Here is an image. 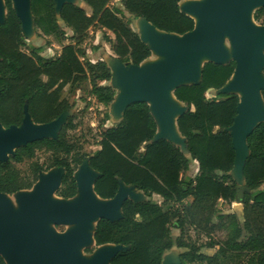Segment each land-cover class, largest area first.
<instances>
[{"label": "trees", "instance_id": "1", "mask_svg": "<svg viewBox=\"0 0 264 264\" xmlns=\"http://www.w3.org/2000/svg\"><path fill=\"white\" fill-rule=\"evenodd\" d=\"M80 1L90 12L67 3L59 14L75 43L63 46L55 58H44L42 47L23 50L21 22L12 1L5 0L7 16L0 24V122L4 128L20 126L26 107L36 124L49 123L70 111L69 101L62 97L70 85L89 82L90 94L98 104L108 107L114 101L115 90L102 84L112 77L107 63L83 59L85 51L80 47L91 28L99 27L113 35L104 40L122 63L140 65L152 52L123 19L125 13L144 18L167 33L184 35L195 27L194 19L180 10L182 0H120L115 8L109 6L110 0ZM37 2L44 4L52 30H59L55 1L32 0L35 17ZM253 18L264 25V7L256 10ZM234 71V62H209L203 67L199 84L175 90L176 98L188 107L178 119V128L187 140L189 157L169 141L153 142L157 124L149 106L134 103L118 125L104 129L100 149L91 155L84 154L69 135L76 128L72 117L58 139L18 148L6 163L0 162V193L31 190L41 172L63 168L57 196L71 199L77 194L74 174L89 159L90 167L99 173L94 190L102 199L114 198L120 181L149 198L140 203L127 200L123 218L117 222L102 219L97 223L96 247L113 244L128 248L111 264H161L164 254L174 246L186 249L180 255L181 264H264V123L257 125L247 141L250 153L244 177L249 192L244 194L241 213H222L219 208L220 201L232 203L237 196V184L230 175L235 151L227 129L237 115L240 99L236 94L208 99L206 94L221 89ZM107 121L109 115L105 113L102 124ZM41 150L51 153L48 166L34 160ZM192 161L198 163V172L185 178ZM27 162L28 172L17 167ZM155 195L161 201L155 200ZM172 227L180 231L175 240ZM203 249H215L216 253L207 255ZM242 257L245 261L235 262ZM0 264H6L1 257Z\"/></svg>", "mask_w": 264, "mask_h": 264}, {"label": "water", "instance_id": "2", "mask_svg": "<svg viewBox=\"0 0 264 264\" xmlns=\"http://www.w3.org/2000/svg\"><path fill=\"white\" fill-rule=\"evenodd\" d=\"M11 1L24 34L32 36V0ZM54 1L56 14L59 15L65 4L78 6L76 2L79 0ZM263 7L264 0L180 2L183 13L193 19V15L199 17V24L194 19V29L184 35L160 31L146 19L136 17L140 39L152 53L163 56L164 61L145 65L146 60L140 65H126L117 59L114 60L117 64L113 66L116 87L120 90L110 104L114 115L121 122L130 105L146 103L157 124L153 142L169 141L189 157L187 140L178 128V119L188 111V107L176 98L175 90L199 84L206 63H235L230 80L216 91L219 95L236 94L240 99L237 115L227 131L235 151L234 168L230 175L237 184V196L242 199L245 192H249L244 177L250 153L247 141L257 125L264 123V25L256 26L251 19L253 10ZM6 16L5 1L0 0V24L4 23ZM226 40L232 46L230 55L224 48ZM204 55H211L212 59L198 65L197 59ZM168 92L176 102L167 98ZM68 112L49 123L36 124L26 107L20 126L4 128L0 122V162L6 163L18 148L30 143L58 139L67 123L65 115ZM64 174L63 168L41 172L31 190L14 194L18 195V209L10 201V195L0 193V257L6 264H111L118 253L128 250L122 245L106 244L97 247L98 251L89 261L81 254L83 247L96 246L94 236L100 220L117 222L123 218L122 209L127 200L140 203L149 198L142 199L143 192L120 181L115 197L102 199L94 190L99 173L90 167L89 159H86L74 174L76 196L55 200ZM51 225L77 227L59 235L51 229ZM182 253L175 254L169 264H181Z\"/></svg>", "mask_w": 264, "mask_h": 264}, {"label": "rangeland", "instance_id": "3", "mask_svg": "<svg viewBox=\"0 0 264 264\" xmlns=\"http://www.w3.org/2000/svg\"><path fill=\"white\" fill-rule=\"evenodd\" d=\"M3 2L5 0H2ZM200 0H182L181 4L185 2H197ZM76 4L78 6L86 9V11L90 12V8L82 1H77ZM109 6L111 8H115L120 6V0H110ZM36 7L38 10L37 17L32 15L33 19V34L32 36H26L24 34V46L23 50L25 52H30L33 48L42 47L43 53L41 54L44 58H55L61 52L63 46L68 44H74L75 41L72 38V31L66 27L63 21L58 18V26L59 30L53 31L52 26L49 21V17L46 11V8L43 3L37 2ZM256 12V9L253 10L251 14V19L253 24L256 26H263L261 22L255 21L253 16ZM123 19L128 22L133 30L139 32V21H137L136 17L130 15L129 13H125ZM35 20H37L38 24L36 25ZM61 31L65 32L63 36ZM105 36H109L113 38V35L109 32H106L99 27L91 28L88 32L87 38L84 43L81 45V49L85 51V60L90 62L104 61L108 64L110 71L112 73V78L108 82H103V85L112 86L115 89L116 96L119 95L120 90L116 87L117 82L114 75V67L117 64L114 60H117V57L110 50V46L104 40ZM226 45L228 49L226 50ZM224 48L228 55L232 52V46L228 40H226ZM210 55H204L200 57L198 60V65L202 64L203 61L209 60ZM204 58V59H202ZM164 61V57L155 53H152V56L148 59L146 64H155L157 62ZM200 61V62H199ZM144 65V66H145ZM264 76V72L262 73ZM91 85L89 82H84L77 86H67L63 91L62 97L69 101L71 105L70 112L66 113V122H68L69 118H73V122L76 125V128L69 132V135L72 137L74 142L78 144L79 147L82 148V152L87 155H91L96 150H98V142L100 140V134L104 131V129L116 126L120 123V119L115 116L114 108L112 105L105 107L96 102V100L91 96ZM208 99H221L219 93L215 90H211L206 94ZM105 113L109 115V121L106 124H102V120L104 118ZM51 158V153L46 152L44 150L38 151L34 160L39 161L41 164L48 166ZM30 166V162L17 165L19 169L23 172H28ZM195 166L196 164L192 162L190 170L184 174L185 178H190L195 175ZM80 166L78 167V169ZM264 189V185L261 187ZM28 191V190H25ZM18 196V195H17ZM17 196L10 195V201H12L14 207L18 209ZM146 196L143 195L142 199H145ZM155 200H158L155 196L153 197ZM55 200L62 199L57 196V193L54 196ZM242 198L236 196V199L232 203H227L220 201L219 208L222 213H236L240 214L242 210ZM161 201V199H160ZM95 225V223H94ZM77 225H51V229L57 234H65L71 230H74ZM180 231L175 227H172V237L173 239H177L179 237ZM193 235V232H192ZM206 240L205 238H202ZM98 251L97 247L94 245L83 247L81 250V254L86 261H89L92 256ZM186 249H178L176 246L170 252L165 254L164 262L165 264H169V258L176 256L178 252H185ZM205 254L213 255L216 250L212 249H203L202 251ZM243 262L245 261V257L240 259H236L235 262Z\"/></svg>", "mask_w": 264, "mask_h": 264}, {"label": "bare ground", "instance_id": "4", "mask_svg": "<svg viewBox=\"0 0 264 264\" xmlns=\"http://www.w3.org/2000/svg\"><path fill=\"white\" fill-rule=\"evenodd\" d=\"M193 17H194V19L196 20V22L199 24V17L198 16H196V15H193ZM226 47H227V45H226ZM228 49V47L226 48V50ZM202 59H204V58H202ZM210 59H212V57H211V55H210V57H209V60ZM148 60V59H147ZM205 60V59H204ZM198 61V60H197ZM200 62V61H199ZM242 94V93H241ZM167 98L170 100V101H172V102H176L174 99H173V97L171 96V94L168 92V94H167ZM94 198H95V196H94ZM97 201H99L97 198H95ZM92 233V232H91ZM91 233H89L90 234V236H91ZM101 247H103V246H101ZM170 260L172 259V257H170L169 258ZM163 264H165V262H164V260H163Z\"/></svg>", "mask_w": 264, "mask_h": 264}, {"label": "crops", "instance_id": "5", "mask_svg": "<svg viewBox=\"0 0 264 264\" xmlns=\"http://www.w3.org/2000/svg\"><path fill=\"white\" fill-rule=\"evenodd\" d=\"M44 52V51H43ZM60 54V53H59ZM216 91V90H215ZM98 149H100V147H98ZM192 162H194L195 164H196V166H195V175L197 174V170H198V163L196 162V161H192ZM193 177V176H192ZM155 197L157 198V199H159V201H160V199H161V197H159V196H157V195H155ZM212 250H215V249H212ZM216 253V252H215ZM208 255V254H207ZM214 255V254H213Z\"/></svg>", "mask_w": 264, "mask_h": 264}, {"label": "built area", "instance_id": "6", "mask_svg": "<svg viewBox=\"0 0 264 264\" xmlns=\"http://www.w3.org/2000/svg\"><path fill=\"white\" fill-rule=\"evenodd\" d=\"M197 172H198V170H197Z\"/></svg>", "mask_w": 264, "mask_h": 264}]
</instances>
